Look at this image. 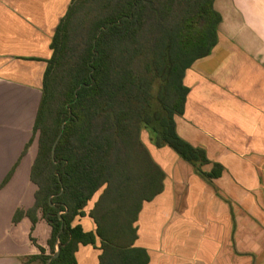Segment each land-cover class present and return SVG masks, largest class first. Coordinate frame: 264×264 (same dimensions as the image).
<instances>
[{"label": "trees", "instance_id": "obj_1", "mask_svg": "<svg viewBox=\"0 0 264 264\" xmlns=\"http://www.w3.org/2000/svg\"><path fill=\"white\" fill-rule=\"evenodd\" d=\"M215 3L72 0L51 44L34 135L24 151L37 136L35 206L19 209L14 223L28 217L34 229L41 215L51 227L49 254L39 246L26 264H77L79 248L98 241L100 264H147L146 253L133 247L134 223L143 202L162 191L165 174L144 132L203 177L222 176L220 164L203 171L210 164L206 151L182 139L176 125L190 93L188 70L219 43L222 16ZM86 216L96 232L74 225Z\"/></svg>", "mask_w": 264, "mask_h": 264}, {"label": "crops", "instance_id": "obj_2", "mask_svg": "<svg viewBox=\"0 0 264 264\" xmlns=\"http://www.w3.org/2000/svg\"><path fill=\"white\" fill-rule=\"evenodd\" d=\"M72 0H0V264H26L49 254L51 227L39 215L14 223L35 206L34 138L51 44ZM219 43L188 70L185 114L178 135L223 166L217 179L168 147L151 152L164 172L163 189L144 201L133 247L147 264H264V0H216ZM154 150V151H155ZM12 173L10 180L6 179ZM99 194L89 203L94 208ZM96 232L89 216L74 225ZM35 240V242L33 241ZM96 246H81L77 264H100ZM30 264H41L32 261Z\"/></svg>", "mask_w": 264, "mask_h": 264}, {"label": "rangeland", "instance_id": "obj_3", "mask_svg": "<svg viewBox=\"0 0 264 264\" xmlns=\"http://www.w3.org/2000/svg\"><path fill=\"white\" fill-rule=\"evenodd\" d=\"M150 136H152L151 133L144 132V133H143V140L145 141V143H146L147 145H149L150 149L153 150V153H154V154H157V153H156V150L154 149V145H153V144L151 143V141H150ZM154 150H155V151H154Z\"/></svg>", "mask_w": 264, "mask_h": 264}, {"label": "water", "instance_id": "obj_4", "mask_svg": "<svg viewBox=\"0 0 264 264\" xmlns=\"http://www.w3.org/2000/svg\"><path fill=\"white\" fill-rule=\"evenodd\" d=\"M57 143H58V141L56 142V144H55V146H54V148H53V153H54V149H55ZM59 255H60V250L58 249V250H57V253H56L54 256L51 257V259L49 260V262H51L53 259L58 258Z\"/></svg>", "mask_w": 264, "mask_h": 264}]
</instances>
